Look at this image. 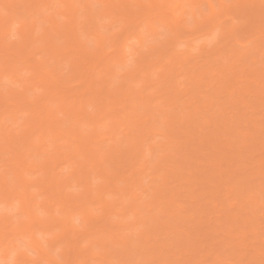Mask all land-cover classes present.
Here are the masks:
<instances>
[{"label": "snow or ice", "instance_id": "obj_1", "mask_svg": "<svg viewBox=\"0 0 264 264\" xmlns=\"http://www.w3.org/2000/svg\"><path fill=\"white\" fill-rule=\"evenodd\" d=\"M255 5H253L254 7ZM261 10L260 38L261 48V103L264 113V0H259ZM24 7L34 9L30 15L24 17V31L18 35L21 28L20 19L0 17V28H3L6 37V52H15L22 56L17 63H27L31 69L22 76H17L12 81L8 74L15 69L10 58L5 60L6 83H11L16 88L18 101L8 102L4 106L6 124L18 130L15 142L4 140L5 155L17 152L29 151L27 161L33 159L31 152L35 151L38 139L37 133L41 128H46L44 142L55 147L58 141H71V146L80 144L79 138L72 140L67 129L73 126L84 132H94L97 138H90L85 159L93 163V170L85 178L76 181L75 186L69 182V191H77L75 197H66L63 192L53 191L49 193L50 202L47 205L50 212L54 211L55 219L47 221L48 230L52 235L45 240L43 248L45 253H55L57 258L49 260L41 256L36 248L23 243L24 237L29 231L43 226L45 223L38 214L42 213L45 205L29 204L30 211L22 212L17 209L10 212L4 218L2 224L3 236L9 256L0 259V264H97L96 261H73L64 259L61 249L72 251L74 243L86 241L85 248H99V244L93 242L91 227L94 219L91 216L81 217L75 209L57 207L61 201L74 200L81 205L94 203V197L110 199L112 193L109 184L112 182L117 165L122 157L128 153L138 152L136 136L142 125L149 128L147 135L157 140L163 139L167 127V113L161 112L157 118L125 125L127 131L115 129L111 136L98 138L104 128H96L94 125L82 124L85 115L83 104L85 100L79 97L81 107L68 105L67 100L71 94L79 93L84 89L86 94L94 96V101L87 103L92 105L95 113L110 115L112 111H134L132 105L140 100L145 93L153 97L162 93L168 81H175V65H182V70H189L188 66L197 60H205L200 65L201 71L206 77L217 78L223 73L239 70V65L227 62L217 63L213 60L215 54L233 44H238L241 33L248 25V19L237 10L241 5L234 0H212L211 3H173L170 0H125V2L93 3L84 5L81 3H39L29 4ZM92 9L93 14L87 15L83 10ZM80 9V14L75 20H71L67 10ZM116 9H131L137 11L158 9L155 16H130L124 14L112 15ZM72 24L76 32V39L69 45L60 30ZM9 28L12 32L9 33ZM55 29V33H53ZM127 35L137 36L134 45L125 46L123 41ZM123 53V55H122ZM236 49L233 48V55ZM148 60L156 69L152 78L145 80L141 75L143 61ZM117 62L120 72L111 75L105 72L102 65L108 67ZM243 63L241 59L240 64ZM91 68L96 70L92 78L88 72ZM248 71V69H245ZM33 81H39L34 83ZM183 80L179 81L182 85ZM7 91V90H6ZM63 98V101H62ZM116 100L115 107L105 104V99ZM23 110L21 117L12 114ZM33 112L37 115L38 123L35 127L19 131L25 120L32 118ZM264 124V120H262ZM63 129V130H62ZM67 146V145H66ZM157 154L152 161V170L159 173L157 185L153 189L133 190L122 185L121 191L129 196L128 202L142 198L144 203L153 212V225L149 230L162 224L166 219L164 202L157 198V192L162 188L163 174L166 168V159L161 153L163 149L155 147ZM46 154V153H45ZM39 153L37 152V158ZM76 158H81L76 154ZM99 165V169L95 168ZM261 166L264 168V150H262ZM39 169L29 163L25 168L26 177L29 180L36 179ZM96 178L97 182L92 183ZM9 176V181H11ZM46 183V181H41ZM31 188L32 183L25 185ZM55 188V185H53ZM47 192V189H45ZM261 200L264 202V178L260 189ZM11 191L5 190L6 201L16 199ZM76 220L75 228H64ZM142 226L137 231H143ZM262 230H264V217H262ZM130 234L125 233L121 237L127 240ZM264 257V246H262ZM19 256L27 257L18 259ZM99 264H253L251 261L242 260H216L204 261L195 259H159L144 261L106 260ZM264 264V259L260 261Z\"/></svg>", "mask_w": 264, "mask_h": 264}, {"label": "rangeland", "instance_id": "obj_2", "mask_svg": "<svg viewBox=\"0 0 264 264\" xmlns=\"http://www.w3.org/2000/svg\"><path fill=\"white\" fill-rule=\"evenodd\" d=\"M174 1L175 0H173V3H174ZM177 1V2H176ZM175 1V3H193V4H204L205 3V0H176ZM180 1H182V2H180ZM238 0H234V2H237ZM241 1H245V0H241ZM94 3H96L95 1H94ZM248 7H249V5H248ZM155 10H156V12H155ZM155 10H152L150 13H151V15L150 14H146V13H143L142 11H137V10H133V11H135V12H137L138 14L136 15V16H155V15H158L159 14V10H157V9H155ZM241 10V9H240ZM248 11L250 12V13H248ZM142 12V13H141ZM239 13H241L242 11H238ZM261 10H260V8H258V7H256V6H254V7H252V5H250V7H249V9H246L245 11H244V13L242 12L241 14H243L245 17H247V19H248V21L250 20V17H251V19H252V21L250 20L249 21V23H248V25L246 26V28L244 29V31L241 33V39H240V43H238V44H233V45H230L229 47H227V48H225V50L223 49L222 50V52L224 53V51H230L231 49H233V48H236L237 50H239V51H244V53L245 52H247L246 54H248L249 56H253V57H258V59H259V61H257V64L256 63H254V65H257L256 66V68L258 67L259 68V70H260V67H261V53L259 52H257L256 50H257V48H256V46L258 45V43L260 42V43H262V41H261V38H260V26H261ZM140 13V14H139ZM153 13V14H152ZM246 13H248V16H249V18H248V16L247 15H245ZM21 15H23V18L26 16V14L27 15H29L28 13H26V12H21L20 13ZM143 14V15H142ZM252 14V15H251ZM255 17V18H254ZM254 22H256V23H254ZM254 24L255 25H257L258 27H254ZM252 25V26H251ZM12 32V31H11ZM137 36H135V35H128V38H127V41H126V43H127V45L125 44V46H129V45H134V42L137 40V38H136ZM234 46V47H233ZM229 49V50H228ZM221 52H219V53H217V54H215L214 55V57H216V56H218L219 54H220ZM238 53V52H237ZM214 57L212 58L213 60H214ZM255 57V58H256ZM252 58V57H251ZM250 58V59H251ZM207 58H205V60H206ZM233 59V58H232ZM231 59V62L234 64V65H239V70L238 71H240V70H244V69H246V63H247V66L249 67V65L251 64V60H249V59H242L243 60V63L242 64H240V61H241V58H237L235 61H233ZM205 60L203 61V60H197V61H193L192 63H191V65H194V68H199V69H201L200 68V65H202L203 63H205ZM223 62H228L229 64H232V63H230V60L229 61H227V60H222ZM222 61H220V62H222ZM249 61V62H248ZM222 62V63H223ZM194 63V64H193ZM219 63V62H218ZM245 64V65H244ZM249 64V65H248ZM197 65V66H196ZM106 67V65H103V67ZM114 66V65H113ZM251 66H253V65H251ZM104 67V68H105ZM108 67V66H107ZM115 67V69H116V74L115 75H117V74H119V72H120V69H119V66L118 65H115L114 66ZM180 67V68H179ZM247 67V68H248ZM251 67H249V69H250ZM255 68V66H253L251 69H253V70H256V68ZM180 69V70H179ZM156 71V69L153 67V69H152V74H151V78H152V76H153V74L155 73V71ZM182 72V73H181ZM249 72V71H248ZM260 72V71H259ZM178 74V75H177ZM181 74V75H180ZM252 72H249V74L248 73H246L244 76H239V75H241V74H239L238 76H237V78L238 79H236L237 80V82L236 83H234V84H236L235 86H234V89H236L238 92H236V93H241L242 95H243V92H244V96L246 97V99L248 100V102L251 100V102H249V103H252L253 102V104L251 105L250 104V106H247V105H249V103L246 105L247 106V108H246V113L248 114V117L246 116V117H244L245 119H247V118H249V119H247L248 120V124H252V125H249L248 126V124H245V122H247V121H244V123L243 124H241V125H243L242 127H240L239 129H242L243 130V132H244V128H246V134H244L243 132H241V133H243L244 135H251V134H254V132L255 131H257L256 129H258L257 127H255L256 129L254 130L253 128H254V125H256L257 123H259V125H261L260 127L262 128L263 126H262V120H264V113H262V104L258 107V105H259V103H258V101L259 102H261L260 100H261V90L260 91H258V93L256 92V94L254 95V92L252 91L253 89H251V88H254L255 86H254V77L255 76H257V75H255V74H253ZM21 76L23 75V74H20ZM255 75V76H254ZM175 76H176V79H175V81H172V80H170V81H168L167 82V84H166V86H168V87H166L165 86V88L162 90V93L161 94H159V95H156L155 97H153L150 93H145L143 96L145 97V99H143V100H146V99H148L149 100V98H151V96L153 97V107L151 108V112H154V114H152V115H155L154 117H155V119H156V117L159 115V113H161V112H165V113H169V114H175V113H179V114H181V115H186V117L188 116L189 118H191V117H193V115L191 114L193 111L191 110V113L189 112V108H185L184 106H185V104H188L189 102L190 103H192V107H191V109L193 108V107H195V105H199L200 107H201V110H202V115L204 116V115H207V119H203V120H208L209 118H210V120H211V122L212 121H214L213 120V118H212V116L213 115H211V113L213 112V111H215L214 109L215 108H218L219 106H220V104H221V102L220 101H223V100H225V101H227L231 96L229 95V92L228 91H226V92H223V91H221L220 92V90H222V88H219V90H217L216 92H220L219 93V99L217 100V101H215V103H214V109L210 106V105H207L206 104V102L208 101L209 102V100H208V97H207V93L205 92V90L204 89H206L205 87H204V85L202 86L203 88H201V87H198V88H192V90L188 93V92H186L185 90H187V87H189V86H194L193 84H194V81H191V79H189L188 78V76H187V74H186V70H182V65H176L175 66ZM198 77L199 76H197L196 78H195V80H198ZM200 78V77H199ZM218 79H219V77H217ZM217 78H214L213 80H212V82L210 83L211 85H210V87H211V92H213L214 93V91H215V89H214V87L217 85ZM220 78H221V76H220ZM242 78V79H241ZM5 80H4V82H5V84L3 85V86H5V87H7V89H10L9 87H11L12 89H11V91H13V92H15V93H17V91H16V88L14 87V85L13 84H11V83H6V77L4 78ZM181 80H183L184 81V83L182 84V85H180L179 84V81H181ZM242 80V81H241ZM245 80H246V82H245ZM256 80H258L257 79V77H255V81ZM244 82V83H243ZM197 85V84H196ZM3 86H2V88L0 89V91L3 89ZM218 86V85H217ZM247 86H251L250 87V90L248 89V88H246V91H245V87H247ZM15 88V91L13 90ZM199 88H201V89H199ZM242 88H243V90H242ZM259 88H260V86H259ZM7 89H3V91L5 92ZM168 89V90H167ZM214 89V90H213ZM261 89V88H260ZM164 90H165V92L166 91H168L169 92V94H170V96L168 95V93H165L164 92ZM232 90V89H231ZM230 90V91H231ZM242 90V91H241ZM251 91V92H249V91ZM8 91V90H7ZM171 92V93H170ZM251 93V94H250ZM80 94H82V95H80ZM241 94H239L240 96H241ZM250 94V95H249ZM75 95H76V97L78 96V97H83L84 98V100H85V104H83V106H85V107H83V110H85L84 111V113H85V115H84V117L85 116H88V114L89 115H91V113L93 114L94 113V109L92 108V105L91 104H89V103H87V101H89V99L91 100H93L94 101V99H95V97L94 96H89V95H87L86 94V92H85V90L84 89H81L80 91H79V93L78 94H75V93H73V95L71 94V98L72 97H75ZM238 95V96H239ZM167 96V97H166ZM180 96V97H179ZM238 96L236 95V98H238ZM244 96H242V97H244ZM93 97V98H92ZM144 97H142V98H144ZM70 98V100L68 101V105H72V99ZM141 98V99H142ZM205 98V99H204ZM107 99V98H106ZM105 99V100H106ZM258 101H257V100ZM260 99V100H259ZM107 101H109L108 99L106 100V102ZM220 103H219V102ZM9 102V101H8ZM11 102V101H10ZM207 102V103H208ZM11 103H15L14 101L13 102H11ZM6 104V103H5ZM106 105L107 104H109L108 102L107 103H105ZM219 104V105H218ZM258 104V105H257ZM0 105H1V103H0ZM151 105V106H152ZM257 105V106H256ZM2 106V105H1ZM171 106H173V107H175V109L174 110H171L170 109V111H167V108H169V107H171ZM178 106V107H177ZM133 107V106H132ZM141 107V108H140ZM138 109L139 110H137L136 112L138 113V115H140L139 117H144V115H143V113H145V109L142 107V106H140ZM249 107V108H248ZM2 108L4 109V107L2 106ZM230 109H228V110H226L224 113H227L226 114V116L228 117V119H230L231 120V118L232 117H230L231 115H233V113H235V109L234 110H232L233 109V107H229ZM245 108V107H244ZM155 110H156V112H155ZM167 112H166V111ZM179 110V111H178ZM131 111V110H130ZM218 112H219V108H218V110H217ZM184 112V113H183ZM189 112V113H188ZM230 112H232V113H230ZM21 113V114H20ZM20 113H18L17 114V117H21L22 115H23V112H22V110L20 111ZM128 113H129V111L128 112H119L118 111V113H117V119L116 118H114V119H111L110 120V118L108 119V118H106V120H104V122H102L103 124L104 123H106L104 126H103V124H102V126L100 127V128H104L105 130L104 131H102V132H100V134H99V137L101 138H103L104 136H111V134H112V132L115 130V129H123L124 131H127V129H126V127H125V125H128V124H132V123H136V119H137V117H133V116H131V115H128ZM187 113V114H186ZM87 114V115H86ZM127 114V115H126ZM157 114V115H156ZM211 116H210V115ZM4 115H6V113L4 114ZM21 115V116H20ZM237 114L235 113V117L237 118V116H236ZM126 118V119H124V117ZM128 116V117H127ZM122 117V118H121ZM230 117V118H229ZM234 117V118H235ZM226 118V117H225ZM224 118V119H225ZM235 118V119H236ZM6 119V118H5ZM116 119V120H115ZM154 119V120H155ZM200 119V118H199ZM221 119H223V118H221ZM221 119H219V120H221ZM228 119H226V120H228ZM243 119V118H242ZM244 119V120H245ZM83 120H84V118H83ZM136 120V121H135ZM152 120H153V118H152ZM153 120V121H154ZM87 120H85V121H81V123L82 124H87V123H84V122H86ZM113 121H115L114 122V124L116 123V122H118V124L116 123V125H114V124H111V123H113ZM217 121V120H216ZM223 121V120H222ZM5 122H6V120H5ZM203 122H205V121H203ZM217 122H220V121H217ZM241 122V121H240ZM26 123V120L24 121V123H23V125H26L25 124ZM109 123V124H108ZM202 123V121L200 120V122H199V125H198V128L194 125V126H192V127H190V129L191 130H189V128H185L184 129V131H186L185 133H183V132H181V134H180V131H178V133L182 136V138L185 136V137H187V136H189L190 135V137L191 136H193V138H192V140L191 139H189V138H187L186 139V141H187V143L186 144H184V141L182 142L183 143V145H184V149L183 150H185L186 149V152L184 153L185 155L182 157V159L181 160H179V157H178V162H175L176 160H174V162H173V160L171 161V159L172 158H170L169 159V155H167L168 154V151L170 150V148L169 149H167L165 146L166 145H168L169 144V142L171 143V146H173V147H177L176 145L174 146V144H175V142H177V141H175V140H177L178 138H176V136L175 137H172V136H170V137H167V135H165L164 136V138L163 139H159V140H157L154 136L153 137H150V136H148L147 134H146V139L147 140H144L141 136H140V138H142V139H140L139 138V140H140V142H142V144H143V147L141 146V148H143L142 149V154L141 155H139V157L137 156H135L136 158H131V160L130 159H127V161H126V159L123 161V164L121 165V163H120V165H121V169H119V171H121V176H123V177H121L120 176V178L119 179H115V178H113V180H112V182L109 184V191L112 193V196H111V198L109 199L107 196L104 198V201H102L98 196L97 197H94L93 199H94V203H92V202H90L89 204H87V205H81V204H79V202L78 201H74V200H67V201H61V203L59 204V205H57V207H64V208H66V209H75L76 211H78L79 213H80V216L81 217H83L85 214H84V210L88 207V208H90L91 210H92V218L94 219V223L92 224V225H94V224H96V228L94 227H92V229H91V232H93V235L92 236H94L95 238V243H97V244H99L101 247H99V248H95V249H93V248H85V244H86V241H84V240H81V241H79V243H74L73 244V246H72V251L70 252V253H68V251L66 250H64V249H61V252H60V255L64 258V256H66L64 259H71V260H73V261H96L97 262V264H99V262H102V261H106L107 259L109 260H111V258H112V260L113 259H116V260H121V261H128V262H132V261H144V260H153L152 258H155L154 260H159V258L160 259H163V258H166V259H179V257L181 258L182 256H184V255H187L186 257L184 256V258L183 259H188L189 257H190V259H195V260H198L199 258H200V260H204V261H215V260H213V255L214 254H212L213 253V251L215 250V251H217V252H220L223 256V258H222V260H225V261H231V260H237L239 257H238V255H241L242 257H244V259H243V261H252L253 262V264H260V261L262 260V259H264V257H262V255H261V252H262V246H264V230H262V217H264V202H262V200H261V198L259 199L260 200V202H258V206H257V204H255L254 205V203H251L249 200V194L248 193H250V192H248L247 193V191H249L248 189L249 188H251L252 186L254 187V189L256 188V192L258 191V194L260 195V191H259V188L261 189V183L260 182H262V178H264V169H262V166H261V162H260V159L262 160V148H260L261 147V144L264 142V131H262V132H258L257 134L260 136H258V137H256L257 135H255L254 134V136L252 137V135L250 136L251 138H248V137H246L247 139H250V141H251V139H252V141H251V145L252 144H255V146L257 145V141L259 140V141H261V142H259L258 141V143L260 144V146L259 145H257L256 147H252L251 145H250V141H249V145L251 146L250 148L249 147H247L246 146V148H244V149H251V150H253V151H247V152H244V155H245V153L247 154V153H249V154H251V158H247V162H248V165H249V169H247V171H245L246 170V167H245V170L243 169H241L243 172V176H241V177H243L242 178V180L244 179V178H246L245 180H244V182H246V183H244L243 182V184H245V188L246 187H248V188H246V194L247 195H249V196H247L246 194H244V198H246L247 197V200L250 202V204H249V202H248V206H246L247 204H245V207L246 208H244V210H242L244 213H242V218L240 217V221L238 222L237 220H239V219H237L236 220V222H238V223H236L235 222V224H237V225H233V226H231V224L233 223L232 221L234 220L232 217H230V215L233 213V212H238L239 210L238 209H240L241 208V204H240V207H239V204H238V206L235 204L236 202L237 203H239V202H243L244 200H246V199H243V197H242V195L241 194H239L238 193V191H240V190H238L237 192H236V190L234 191H232L233 192V194H231V191H230V194H229V199L232 201V203H234L235 205H236V207H238V209L236 208V209H234L235 211H233V208H235V205H233L232 207V209L230 210L231 212V214L229 213V212H227V211H229V210H225V206H224V210H222L223 209V205H221V204H223V202L222 203H220L221 201H222V199H224L225 197H223L222 195V198L221 197H219L218 196V198H216L215 197V200H214V197L213 196H216L217 195V193H215L216 192V190H219V191H221V194L224 192V193H227V191L225 192L224 190H225V187L226 186H224V182H225V177L223 178L222 176H221V174L219 175V171L221 170H218L219 168H215L216 169V171H214V166L212 167L213 169L212 170H210V168H209V166L211 165L210 163H213V162H211L210 161V158H212L211 156H212V154H211V156H210V158H207V157H209L208 155H209V151L210 150H212L214 147V145H212V144H214V143H212V144H210L212 141L210 140V136L209 135H212L210 132H209V130L211 131V128H212V126L210 125V126H208V125H206V126H208V127H204V125L203 124H201ZM237 123V122H236ZM108 124V125H107ZM214 124V122L212 123V125ZM5 125H8V124H6L5 123ZM22 125V128L19 130V131H22L23 129H25L24 128V126ZM89 125V124H88ZM202 125V126H201ZM215 125V124H214ZM213 125V127H215ZM247 125V126H246ZM111 127V128H109V127ZM252 126V127H251ZM4 127H6V126H4ZM9 127H11L10 125H8V128ZM168 127H170V126H167L166 127V129H165V133L167 132V130H168ZM193 127H195V128H193ZM250 127V128H249ZM7 128V131H10L9 129ZM73 128V127H72ZM76 128V127H75ZM216 128V130L217 131H215L214 130V128H212V131L214 130L215 132H221V133H223V134H220V135H223L222 137L224 138L225 136L224 135H227L228 133H230V132H228V131H224L223 129L224 128H222L220 131H219V129L217 128V126L215 127ZM11 129H13L12 127H11ZM204 129V130H203ZM253 129V130H252ZM260 129V128H259ZM5 130V129H4ZM45 131H44V133H46V131H47V129L45 128L44 129ZM77 132H80V134L79 135H77L75 138L73 137V136H70L71 137V139L72 140H75V139H77V138H79L80 139V141H81V143L80 144H78V145H76L75 147H72L71 146V141L69 140L67 143H62L63 141H61V142H58L57 144H59L60 143V145H57V146H55V147H52V148H50V146L48 145V144H46L45 142H44V137H45V135L44 134H42V133H40L41 132V130H40V132H38L37 133V136H38V139H37V141H36V144H35V151H32L31 152V155H32V157H33V159L30 161V162H34L35 161V163H37L38 164V167H36V168H38L39 169V171H38V173H36L35 175H36V179H32V180H30L31 181V183H33L32 185V187L31 188H28V191H27V188L25 187V186H21V185H18L17 183H16V181H14L15 180V178L14 177H16V175L14 176L13 175V173H14V170H13V168L11 169V167H9V166H7V165H5V164H7V163H10V162H7L5 159H7L6 157V155H5V152H3V153H0V174H3V173H5L6 174V177H7V179H8V181H9V176L12 178L11 179V181H9V182H11V183H13V184H11V183H9L10 185H12V186H15L16 184V186H20L21 188H22V190L21 191H23V188H24V190H25V188H26V193L28 192V199H29V201L30 202H32V201H34L36 204H43V205H45V207H44V209L42 210V213H40V214H38V216H39V218H41L42 219V221H46L44 224H43V226H41V227H38V228H36L35 229V231H36V234L40 237H38L39 238V240H41L42 241V243L43 242H45V240H47L51 235H52V233H50L49 232V230H48V226H47V221L50 219V217H51V219H53L52 217H54V218H56L55 216H54V211H53V213L52 212H49V209H48V207H47V205L49 204V202L48 201H50V197L48 196L49 194L47 193V192H49V193H51V192H53L54 190H56V188H57V190L56 191H58V187H56V186H58L57 184H56V182H59V178L58 177H60V181H62V180H65L66 178L68 179L69 178V180H67V182L68 183H66V182H64V185H65V191H64V194H65V192L66 193H70V194H68L69 196H71V197H75L78 193H77V191L75 190V187H73V190H71V191H69V187H68V185H69V182H71V184L73 185V186H75V184H76V181H78L79 179H77V178H79V174L81 175L82 173L81 172H84V173H86L85 171H82L81 169H82V167H84L82 164L80 165V166H82V167H80V170H79V167H78V165H79V163H77L78 162V160L79 159H81V158H79V159H77L76 158V153H75V149H77L78 147L79 148H81V147H86V145L85 144H87V143H85L87 140H85L86 138H85V136H88V135H90V134H92V132H84V131H81L80 129H78L77 128ZM190 132H189V131ZM198 130V131H197ZM200 130H201V132H200ZM248 130V131H247ZM252 130V131H251ZM17 131L18 130H16V129H13V130H11L10 132L12 133H14V135H13V137H17V136H15L16 135V133H17ZM193 131V133L191 134V132ZM195 131H197V132H195ZM224 131V132H223ZM3 132V131H2ZM201 133V134H198L197 135V133ZM202 132H203V134H202ZM209 132V133H208ZM228 132V133H227ZM237 132V131H236ZM251 132V133H250ZM9 133V132H8ZM12 133V134H13ZM195 133H196V136H195ZM232 133V132H231ZM230 133V134H231ZM240 133V137L239 136H236V133L234 134V132L232 133V135L231 136H233V134H234V136H236V139L235 138H233V137H231L230 136V134L228 135L229 136V138H227V140H230V141H232V139H235L237 142H238V144H237V142H236V145H238L239 147H240V145L242 144L240 141H239V138H240V140H241V138H242V140H244L243 139V134H241ZM250 133V134H249ZM260 133V134H259ZM178 134V135H179ZM262 134V135H261ZM176 135H177V132H176ZM200 135H204V136H202L201 138H203L204 139V143H201L200 144V140H201V138H200ZM42 136V137H41ZM227 136V137H228ZM41 138V139H40ZM182 138H180V139H182ZM232 138V139H231ZM245 138V137H244ZM255 138H256V140H255ZM258 138V139H257ZM17 139V138H16ZM179 139V140H180ZM184 139V138H183ZM189 139V140H188ZM197 139H199V140H197ZM202 139V140H203ZM225 140H226V138H224ZM238 139V140H237ZM254 139V140H253ZM225 140H223V141H225ZM43 141V142H42ZM185 141V142H186ZM188 141H189V143H188ZM210 141V142H209ZM234 141V140H233ZM144 142V143H143ZM207 142H208V144H207ZM228 142V141H227ZM227 142H226V145H225V143H224V145L226 146V148H230V147H228V145H229V142H228V144H227ZM235 142V141H234ZM234 142H232V144L234 143ZM240 142V143H239ZM242 142H245V140L244 141H242ZM178 143H180V141L179 142H177V144ZM44 144V145H43ZM139 144H141V143H139ZM141 144V145H142ZM202 144H204V145H202ZM230 144H231V142H230ZM244 144V143H243ZM67 145V146H66ZM80 145V146H79ZM212 145V146H211ZM170 146V147H171ZM210 146H211V148L212 149H210ZM254 146V145H253ZM58 147H62L60 150V152H56V148H58ZM155 147H160V148H162L163 149V152L161 153V155L163 156V158L164 159H166V170L165 171H167V170H169V172L171 173V175H169L170 177H169V181H167L168 182V184L167 183H165L164 182V180H162V188H160V190L158 191V193L161 195H159V196H157V197H160V200H161V197H162V195H163V193H164V195H165V193L166 194H169V196L168 197H164L165 199H171L170 198V195H171V193H172V195L173 194H175V192H176V196H175V199L176 200H174V199H171V201L173 202V201H175V203L177 202V203H180V207H178V209L177 208H174V210H171L170 208H169V210L167 211V214H166V219H165V221L162 223V225L160 224L158 227H159V231H157V233H158V235H156L155 237H154V235H153V238H149L150 239V242H148L147 243V241L146 242H144V239L146 240V238L147 237H145L144 236V239L143 238H141V236H143L142 235V232H144V230H145V228H148V230H149V227L148 226H151V224L153 225V216H154V214H153V212L152 211H149V212H147V208H145V203H144V201H143V199L142 198H140V199H138L137 201H134V202H137L138 204L140 203V205H139V211H141L140 212V216H136V215H134V210H133V207L131 206V203L133 202H131V203H129L128 202V199H129V196L128 195H123V192L121 191V186L122 185H127L129 188L133 185L132 184V182H133V179L134 180H137V182H136V184H137V189L134 187V189L135 190H141V189H153V188H158V187H160L159 185H157V179H158V177H159V173H156V172H154L153 170H152V161L153 160H155L156 159V157H157V154L153 151V149L155 148ZM172 147V148H173ZM198 147V148H197ZM201 147H202V149H201ZM204 147V148H203ZM205 147H207V148H205ZM233 147H235V143H234V146ZM238 147V148H239ZM260 148V150H259V148ZM166 148V149H165ZM196 149V150H199L200 152L201 151H203V149H204V151L202 152V154L201 153H199L198 154V151L197 152H195L194 153V149ZM235 148H237V146L235 147ZM238 148H237V150H238ZM243 148V147H242ZM59 149V148H58ZM175 149V148H174ZM201 149V150H200ZM207 149V151H208V153L207 152H205V150ZM241 149V148H240ZM239 149V150H240ZM255 149H257V150H255ZM262 149V150H261ZM141 150V149H140ZM168 150V151H167ZM183 150H182V152H183ZM188 150H189V152H191L189 155H188ZM227 150V149H226ZM230 150H235L234 152H237V154L239 153V150L238 151H236V149H231L230 148ZM26 151V152H25ZM24 152L27 154L26 156H29V151L28 150H25ZM58 151V150H57ZM233 151H231V152H229V153H231V155H233ZM241 151V150H240ZM37 152L39 153V157L37 158ZM242 152V151H241ZM46 153V154H45ZM170 153V152H169ZM187 153V154H186ZM2 154H4V155H2ZM183 154V153H182ZM192 154V155H191ZM198 154V155H197ZM205 154H207V156L205 155ZM235 154V153H234ZM241 154V153H240ZM243 154V153H242ZM252 154H253V156H254V158H253V156H252ZM54 155V156H53ZM55 155L56 156H60L59 158H56L55 157ZM166 155H167V157H168V159H167V157H166ZM178 155H181V152H180V154H178ZM177 155V156H178ZM191 155V156H190ZM204 155V156H203ZM218 155H219V153H218ZM248 155V154H247ZM6 156V157H5ZM83 155H81L80 157H82ZM141 156V157H140ZM176 156V157H177ZM198 156V157H197ZM202 156V157H201ZM237 156V157H236ZM235 157H232V159H230V160H232L231 162H229V163H232V164H230V165H234L233 167H237V166H239V167H241L240 165H247V163H246V160H243V159H246V157H244V158H240L238 155H236ZM8 159H9V161H10V157L11 156H9L8 155ZM181 157V156H180ZM185 157V158H184ZM191 157V158H190ZM196 157V158H195ZM201 157V158H200ZM241 159H239V158ZM243 157V156H242ZM138 158V159H137ZM214 158V157H213ZM234 158V159H233ZM4 159V160H3ZM225 159V158H224ZM54 160H58L57 162H56V168H54V169H50L49 171H43L44 169H41L42 168V165L45 163L44 161H46L48 164H49V166L47 167L48 169L49 168H51L50 167V164H52V166H53V164L55 163V161ZM170 161V163L168 162V161ZM209 160V161H208ZM212 160V159H211ZM214 160V159H213ZM212 160V161H213ZM228 160V159H227ZM43 161V162H42ZM77 161V162H76ZM81 161V160H80ZM82 161H83V158H82ZM81 161V162H82ZM131 161V162H130ZM229 161V160H228ZM249 161H251V163L249 162ZM89 162V161H88ZM143 162L145 163L144 164V166H146V164H147V166H146V168L145 169H143L142 171H140V169H139V167H140V165L141 164H143ZM224 162L226 163V166H224L225 164H223V165H221V166H223L224 168H226L228 165H229V163H228V165H227V162H226V160H224ZM42 163V164H41ZM77 163V164H76ZM244 163V164H243ZM11 164V163H10ZM9 164V165H10ZM48 164H44V166L45 165H48ZM89 165L91 166L92 165V162L90 161L89 162ZM177 165H179V166H181V168L183 167L184 168V170H183V168L181 169L179 166V168L178 167H176ZM229 165V166H230ZM236 165V166H235ZM44 166H43V168H44ZM90 166H87V171H88V175H90V173L92 172V170H91V168H89ZM8 167L11 169V171L10 170H8ZM41 167V168H40ZM54 167V166H53ZM78 167V168H77ZM211 167V166H210ZM230 167H232V166H230ZM233 167H232V169H233ZM239 167H237V168H239ZM199 170H198V169ZM222 168V167H221ZM236 168V169H237ZM244 168V167H243ZM258 168L261 170H258ZM47 169V170H48ZM177 169H179V172H182L181 174H183L184 173V171H185V175H184V177L185 178H182L183 177V175H181V176H179L178 175V173H176L177 175H178V177H177V175L174 173L175 172V170H177ZM205 169V170H204ZM209 169V170H208ZM223 169V168H222ZM236 169H234V170H236ZM118 170V169H117ZM234 170H232V171H234ZM256 170H258V171H256ZM13 171V173H11ZM189 171V172H188ZM206 171H214V174L216 173V174H218L219 176H217L216 174V176H214L213 174V176H214V179L213 180H210L209 179V182L208 181H205V179L203 178L204 176H205V173H210V172H206ZM222 171V170H221ZM260 171V172H259ZM142 172V173H141ZM177 172H178V170H177ZM192 172V173H191ZM252 172H254L253 174H255L254 176V178H252V176H253V174H252ZM256 172H259V173H256ZM44 175H43V174ZM60 173V174H59ZM79 173V174H78ZM134 173V174H133ZM203 173V174H202ZM222 173V172H221ZM242 173H240V174H242ZM135 174H140V176L138 175H135ZM189 174H192L193 175V182H192V175H190L189 176ZM224 173H222V175H223ZM238 175H240L239 174V171H238V173H237ZM64 175V176H63ZM78 175V176H77ZM132 175V176H131ZM188 177H187V176ZM201 175H204V176H201ZM209 175H211V174H209ZM211 175V176H212ZM224 175H226V173L224 174ZM236 175V174H235ZM58 176V177H57ZM61 176H63V177H61ZM249 176H251V177H249ZM41 177H46V178H51L50 180L53 182V184L51 183V181H50V183H47V182H49L48 181V179H47V182H46V184H43V185H45V187H42L43 185H39L38 184V181L39 182H41L42 180H44V181H46V178L45 179H43V178H41ZM66 177V178H65ZM137 177V178H136ZM181 177V178H180ZM190 177V179H191V182L189 183V182H187L186 181V178H189ZM202 177V178H201ZM207 177H208V174H207ZM207 177H205V178H207ZM210 177V176H209ZM118 178V177H117ZM130 178V179H129ZM197 180H196V179ZM198 178H199V181H198ZM212 178V177H211ZM236 178H237V176H236ZM240 178V177H239ZM62 179V180H61ZM116 181H115V180ZM125 179V180H124ZM16 180H17V178H16ZM27 180H28V183H30L29 182V179L27 178ZM36 180V181H35ZM38 180V181H37ZM41 180V181H40ZM118 180V181H117ZM206 180H208V179H206ZM195 181V182H194ZM203 181H204V183H203ZM247 181H249V183L247 182ZM37 182V183H36ZM92 183H96L97 182V180H96V178H93L92 179V181H91ZM234 182H237V181H234ZM27 183V182H26ZM142 183V184H141ZM191 183H193V184H191ZM248 183V184H247ZM191 184V185H190ZM197 184V185H196ZM236 184L237 183H235L234 184V186H236ZM243 184H242V186H243ZM37 185H39V186H37ZM53 185H55V188L53 187ZM64 185H62V187L64 188ZM67 185V186H66ZM131 185V186H130ZM226 185V184H225ZM239 185V184H238ZM14 187L15 188V190H17V187ZM187 186H189V189L191 188V187H194L193 189L191 188V190H194V192L193 191H185L184 190V188L186 187L187 188ZM257 186V187H256ZM41 187H42V189H41ZM168 187V188H167ZM239 187V186H238ZM237 187V188H238ZM12 188V187H11ZM43 188L44 189H47V192L44 190V191H42L43 190ZM51 188H52V190H51ZM206 188H207V190H208V192H210L209 190L211 189V193H212V191H213V193H215V195H213V196H211V193L209 194V193H207L206 195L203 193V196H202V193H200V192H202V191H204L205 192V190H206ZM239 188H241V187H239ZM18 190H20V188L18 187ZM181 190H183V192L181 191ZM242 190H243V188H241V192H242ZM244 191V190H243ZM13 192V191H12ZM171 192V193H170ZM252 192V191H251ZM44 193V194H43ZM157 193V194H158ZM200 193V194H199ZM224 193H223V195H224ZM237 193H238V195H240V197L239 196H237ZM245 193V192H244ZM243 194V193H242ZM35 195V196H34ZM171 195V196H172ZM15 197H16V195H14ZM166 196V195H165ZM197 196V197H196ZM225 196H227L228 197V195H226L225 194ZM47 197V198H46ZM49 197V198H48ZM242 197V199H238V198H241ZM251 197V196H250ZM259 197H261V195L259 196ZM203 198V199H202ZM18 199V197L14 200H12V202H13V205H10V203H8L9 201H11V200H9L8 202H5L4 200H0V218L1 217H4V215H5V217H6V215H9V213L10 212H15L17 209H19L20 211H21V209H20V205H18V203H19V200H17ZM36 199V200H35ZM38 199V200H37ZM116 199H119L120 201L122 200V202H120L119 203V205H117V207H115L114 206V203L116 202ZM221 199V200H220ZM229 199H227V198H225L224 200H225V202H227L226 204V209H230L231 208V206L229 205V202H230V200ZM107 200V202H109L110 204H112L109 208H111L110 210L109 209H104V207H102V202H105ZM115 200V201H114ZM119 200H118V202H119ZM163 200V199H162ZM246 200V201H247ZM1 201H3V202H1ZM17 201V202H16ZM170 201V200H169ZM113 202V203H112ZM133 202V203H134ZM241 202V203H242ZM5 203H7V204H5ZM102 203V204H101ZM214 203H215V205H214ZM216 203H219V204H216ZM231 203V202H230ZM231 203V204H232ZM244 203H246V202H244ZM20 204V203H19ZM144 204V205H143ZM253 204V205H252ZM193 205V206H192ZM112 206H114V207H112ZM195 206V207H194ZM222 208H221V207ZM230 206V208H228ZM251 206V207H250ZM252 206H254V207H252ZM144 207V208H143ZM166 207H168V206H166ZM180 208V209H179ZM205 208V209H204ZM199 209H201V210H199ZM243 209V208H242ZM246 209V210H245ZM252 209V210H251ZM253 209H255L256 210V212H254L255 210H253ZM108 211V212H106V211ZM194 210H195V212H194ZM208 210V211H207ZM86 211V210H85ZM111 211V214L109 213ZM199 211H200V213H199ZM203 211V212H202ZM241 211V212H242ZM249 211V212H248ZM104 212H106L107 213V215L104 213ZM142 212H144V213H142ZM176 212H178L177 214H178V218H180V220L179 219H177L176 217H175V222H173V219H174V217H173V219H172V217L171 216H173V214H175ZM192 212V213H191ZM247 214H249V213H251L250 214V216H251V218H253L254 216H256L257 217V219H256V221L255 222H257V223H250L247 219H246V216H248V215H246V213ZM109 213V214H108ZM113 213V214H112ZM195 213V214H194ZM2 214V215H1ZM105 214V215H104ZM194 214V216H192ZM226 214H230L229 216H227V218L228 217H230V219H229V223H228V221H225V223L227 224V227H229L230 226V228L231 229H233L232 230V232H230L231 234H230V238L229 239H223V237L224 236H226V238H227V231H226V229L228 230V228L227 227H225L224 225H226L225 223L223 224V222H224V220H227L225 217H226ZM239 214H240V212H239ZM255 214V215H254ZM109 215V216H108ZM246 215V216H245ZM253 215V216H252ZM105 216L107 217V218H105ZM142 216H144V217H142ZM180 216V217H179ZM182 216H184V217H182ZM225 216V217H224ZM232 216V215H231ZM249 216V217H250ZM85 217V216H84ZM87 217V216H86ZM190 217L192 218V219H190ZM193 217H194V219H193ZM222 217V218H221ZM243 217H244V219H246V220H244L243 219ZM141 218H145V220H147V224L145 223L144 224V222L142 223V220L143 219H141ZM147 218V219H146ZM181 218H183V219H181ZM195 218H197L196 220H195ZM223 218H224V220H223ZM220 219H222L221 220V222H222V225H223V227H225V228H222L221 229V223L219 222L220 221ZM231 219H232V221H231ZM242 219V220H241ZM180 222H179V221ZM184 220V221H183ZM194 222H193V221ZM244 220V221H243ZM73 222H74V224L73 225H75V227H76V220L75 219H73L72 220ZM71 221V222H72ZM176 221H178V224L176 223ZM184 222V224H183V222ZM231 221V222H230ZM247 221V222H246ZM166 222V223H165ZM219 222V223H218ZM175 223V224H174ZM180 223V224H179ZM194 224L193 226H192V224ZM196 223V224H195ZM247 223V224H246ZM164 224V225H163ZM166 224H168V226L166 227ZM171 224H172V226L174 225V226H176L177 228L178 227H180V230H179V228H178V231L175 229L176 227H172L171 228ZM177 224V225H176ZM183 224V225H182ZM191 224V225H190ZM228 224H230L229 226H228ZM72 225V226H73ZM98 225V226H97ZM125 225V226H124ZM180 225V226H179ZM186 225H188V226H186ZM241 225V226H240ZM246 225V226H245ZM251 225V226H250ZM145 227L144 228V230L143 231H140V232H138L137 230L139 229V228H141V227ZM185 226L187 227L186 228V230H184L185 229ZM190 226V227H189ZM213 226H217V231H215V232H213L216 228H214L213 229V231H212V227ZM234 226H236L237 227V229H235L234 228ZM253 226H257L256 228H257V230H258V232H259V235L257 234V235H255V233L252 231V229H253ZM99 227H100V229H99ZM157 227V226H156ZM155 227V228H156ZM163 229H162V228ZM184 227V228H183ZM244 227V228H243ZM248 227V228H247ZM63 228V227H62ZM62 228L61 229H59V231H62ZM99 229V231H98V233H95V231H97L98 229ZM182 228H183V231H182ZM188 228H190V230H188ZM198 228H199V230H198ZM204 228V229H203ZM210 228H211V230H210ZM250 228V229H249ZM97 229V230H96ZM152 229V228H151ZM156 229H158V228H156ZM161 229V230H160ZM203 229V230H202ZM208 229V230H207ZM147 230V229H146ZM145 230V231H146ZM155 230V229H154ZM188 230V231H187ZM207 230V231H206ZM210 230V231H209ZM250 230V231H249ZM152 231V230H151ZM183 233H182V232ZM192 231V232H191ZM197 231V232H196ZM199 231V232H198ZM233 231H235L234 233H233ZM160 232V233H159ZM177 232V233H176ZM181 232V233H180ZM185 232V233H184ZM211 232V233H210ZM253 232V233H252ZM257 232V233H258ZM121 234V236L119 235V237H122L123 236V234H125V233H128V234H130V236H129V238H132L133 239V245L131 246L132 248H129L130 246L128 245V244H124V243H121L122 241L121 240H119L118 239V235L117 234ZM156 233V234H157ZM190 235H189V234ZM196 233V234H195ZM237 233V234H236ZM239 233V234H238ZM151 234H152V232H151ZM150 234V235H151ZM153 234H155L154 232H153ZM179 234H181L182 236H179ZM185 236H184V235ZM202 234V235H201ZM208 234H210V235H208ZM233 234V235H232ZM261 234V235H260ZM116 235H117V239H118V241H117V239H116ZM145 235V234H144ZM198 235V236H197ZM208 235V236H207ZM228 235H229V233H228ZM242 235V236H241ZM114 236V237H113ZM191 236V237H190ZM202 236H203V238H202ZM244 236V237H243ZM112 237V238H111ZM157 237V238H156ZM181 237V238H180ZM186 237V238H185ZM193 237V238H192ZM222 237V238H221ZM229 237V236H228ZM248 237V238H247ZM113 238H114V240H113ZM128 238V239H129ZM189 238V239H188ZM210 238H211V240H210ZM220 238V239H219ZM246 238V239H245ZM181 239H183V240H181ZM215 239V240H214ZM219 239V240H218ZM223 239V240H222ZM240 239V240H239ZM242 239V240H241ZM245 239V240H244ZM209 240V241H208ZM221 240V241H220ZM230 240V241H229ZM233 240V241H232ZM102 241V242H101ZM135 241V242H134ZM175 241H177V242H175ZM235 241V242H234ZM166 243V246L167 247H170V245H171V249H173V248H176V249H173V250H171V249H168L167 247L165 248V249H167V250H165L164 248H162V247H159V245L161 244V243ZM183 242V243H182ZM198 242V243H197ZM221 242V243H220ZM224 242L226 243V244H224ZM230 242V243H229ZM237 242V243H236ZM240 242V243H239ZM244 242V243H243ZM23 243L25 244V245H27L28 243H27V241L25 240V238L23 239ZM103 243V244H102ZM107 243V244H106ZM173 243V244H172ZM233 245H232V244ZM237 244V246H235L234 247V244ZM242 243V244H241ZM137 244V245H136ZM145 244H149V246H151L152 245V247L151 248H149V249H151L150 251L151 252H148V253H155V251H157L156 252V254H154L153 256H152V258H150L149 256V254L146 256L145 254H146V252L148 251H145L146 249L144 248V246H145ZM153 244H154V246H153ZM158 244V245H157ZM235 244V245H236ZM249 244V245H248ZM103 245V246H102ZM127 245H128V249H131V251H132V253H130L129 252V250H127ZM156 245V246H155ZM175 245H176V247H175ZM181 245V246H180ZM202 245V246H201ZM211 245V246H210ZM220 245V246H219ZM245 245H247V246H245ZM75 246V247H74ZM77 246V247H76ZM148 246V247H149ZM160 246H162V245H160ZM156 248V250H155V248ZM177 247H179V248H177ZM181 247V248H180ZM199 247V248H198ZM203 247V248H202ZM219 247V248H218ZM250 247V248H249ZM134 248H136V249H134ZM152 248H153V250H152ZM160 248V249H159ZM210 248H213V251L212 250H210ZM1 249V248H0ZM161 249H162V252H165V254L164 253H162L161 252ZM183 249V250H182ZM204 249V250H203ZM238 249V250H237ZM259 249V250H258ZM63 250V251H62ZM124 252H122V251ZM125 250V251H124ZM138 250V251H137ZM169 250V251H168ZM179 250V251H178ZM182 250V251H181ZM171 251V252H170ZM180 251H181V253H180ZM184 251V252H183ZM196 251H198V252H196ZM202 251V252H201ZM208 251H211V252H208ZM238 251V252H237ZM2 252V251H1ZM0 252V253H1ZM112 252H113V254H112ZM120 252H122V253H120ZM163 254L162 256H164V257H162V256H160L161 255V253ZM188 252V253H187ZM231 252H234V253H231ZM247 252V253H246ZM256 252H257V255H256ZM66 253H68L69 255V257L67 256V255H65ZM109 253H111L113 256H111V254H109ZM115 253V254H114ZM126 253H127V255H126ZM135 253V254H134ZM137 253V254H136ZM158 253V254H157ZM169 253V254H168ZM172 253H174V254H172ZM230 253V254H229ZM116 254H117V256H116ZM118 254H120V256L118 255ZM125 254V255H124ZM130 254V256H128ZM160 254V255H159ZM168 254V255H167ZM176 254V255H175ZM179 254V255H178ZM184 254V255H183ZM201 254V255H200ZM208 254V255H207ZM220 254V255H221ZM228 254V255H227ZM235 254H236V256L238 257V258H235L236 256H235ZM238 254V255H237ZM251 254V255H250ZM106 255V256H105ZM124 256V257H122V256ZM146 257H145V256ZM159 255V256H158ZM172 255V256H171ZM200 255V257L198 258V256ZM205 256V258H203V257H201V256ZM212 255V256H211ZM54 256V257H53ZM115 256V257H114ZM127 256V257H126ZM157 256V257H156ZM232 256V257H231ZM234 256V257H233ZM258 256V257H257ZM68 257V258H67ZM84 257V258H83ZM104 257V258H103ZM117 257H120V258H124V259H120V258H117ZM149 257V258H148ZM169 257V258H168ZM241 257V258H242ZM55 258H57V256H56V254L55 253H52V259L54 260ZM225 258V259H224ZM250 258V259H249ZM260 259V260H258V259ZM0 259H1V255H0ZM77 259V260H76ZM182 259V258H181ZM257 261H256V260ZM254 260V261H253Z\"/></svg>", "mask_w": 264, "mask_h": 264}, {"label": "bare ground", "instance_id": "obj_3", "mask_svg": "<svg viewBox=\"0 0 264 264\" xmlns=\"http://www.w3.org/2000/svg\"><path fill=\"white\" fill-rule=\"evenodd\" d=\"M94 1L96 2V3H111V2H125V0H0V17H2V16H7L9 19H12V20H16L17 18H19L20 19V22H21V28L18 30V35H22L23 34V31H24V18H23V15H21L20 13L23 11V12H26V13H28L29 15L34 11V9H30V8H26V7H24L25 5H29V4H39V3H81V4H84V5H89V4H93L94 3ZM176 1V0H175ZM175 1H174V3H175ZM170 2H173V0H170ZM177 2V1H176ZM180 2H182V1H180ZM212 2V0H205V3H211ZM237 3H239V4H241V5H244V6H246V7H241L240 9H238L237 11H242L243 13H244V11L246 10V9H249V7H250V5H252V7H253V5H255L256 7H258L259 8V0H245V1H241V0H238L237 1ZM248 5H249V7H248ZM152 10H155V9H150V10H143L142 12L143 13H146V14H150L151 15V11ZM158 10V9H157ZM80 9H68L67 10V13H68V15H69V17H70V19L71 20H75L76 18H78V16H79V14H80ZM87 15H89V16H91L92 14H93V11L94 10H92V9H84L83 10ZM141 12V13H142ZM155 12H156V10H155ZM241 12V13H242ZM157 13V12H156ZM248 13H250L249 11H248ZM248 13H246L245 15H247L248 16ZM261 13V12H260ZM118 14H124V15H130V16H136L138 13L137 12H135V11H133V10H131V9H116V10H113V12H112V15H118ZM140 14V13H139ZM153 14V13H152ZM27 15V14H26ZM143 15V14H142ZM252 15V14H251ZM247 18V17H246ZM248 18H249V16H248ZM255 18V17H254ZM250 20L252 21V19H251V17H250ZM249 20V21H250ZM261 21V20H260ZM253 22V21H252ZM254 23H256V22H254ZM252 26V25H251ZM254 27H258L257 25H255L254 24ZM11 31H12V29L11 28H9V33H11ZM53 31V33H55V29H53L52 30ZM60 33H61V35H62V37L65 39V40H67L68 41V43H69V45H71V43L76 39V32L73 30V27H72V24H69V26L67 27V28H64V29H61L60 30ZM127 38H128V35L126 36V38H125V40L123 41V43L124 44H126L127 45V43H126V41H127ZM137 38V37H136ZM5 43H6V37H5V32H4V30H3V28H0V87L2 88V86L5 84V82H4V78L6 77V73H5V60H6V58H10L11 60H12V62H13V64L15 65V69H14V71L12 72V73H10V74H8L9 75V77H10V79L12 80V81H15L16 80V78H17V76H21L20 74H24L25 72H28V71H30V69H31V65H29V64H27V63H17V61H19V60H22V56H20V54H17V53H15V52H6V50H5ZM240 43V42H239ZM234 47V46H233ZM256 48H257V52L259 53H261V48H262V43H258V45L256 46ZM236 49V48H235ZM225 50V49H224ZM229 50V49H228ZM238 52V53H237ZM247 52H245L244 53V51H239V50H237L236 49V54L235 55H233V49H231L229 52L228 51H224V53L222 52V50H221V53L218 55V56H216V57H214V60H216L217 61V63L219 62V63H222L223 61L222 60H227V61H229L230 60V63H232L231 62V59L233 60V61H235L237 58H241V59H249V60H251V64L249 65V67H253V66H255V68H256V66L257 65H254V63H256L257 64V61H259V59H258V57H253V56H249L248 54H246ZM122 55H123V53H122ZM252 57V58H251ZM251 58V59H250ZM235 59V60H234ZM204 61V60H203ZM220 61H222V62H220ZM205 62H206V60H205ZM249 62V61H248ZM228 63V62H227ZM194 64V63H193ZM233 64V63H232ZM115 65H118V63L117 62H113L112 64H111V66L110 67H103V65L101 66L102 67V69L105 71V72H110L111 73V75H115L116 74V69H115V67L114 66ZM245 65V64H244ZM251 65H253V66H251ZM176 66V65H175ZM197 66V65H196ZM246 69H248V71L249 72H252L253 74H255V75H257V76H255V77H257V79L258 80H256L255 81V77H254V88H251V89H253L252 91L254 92V95L256 94V92L258 93V91H260L261 89V85H260V76H261V73L259 72L260 70H259V68L257 67L256 68V70H253V69H249V67L247 66V63H246ZM248 67V68H247ZM142 68H143V71L141 72V75L143 76V78L145 79V80H149V79H151V74H152V69H153V67L151 66V64H150V62L148 61V60H145V61H143V64H142ZM180 68V67H179ZM254 68V69H255ZM188 69L189 70H186V74H187V76H188V78L189 79H191V81H194V86H189V87H187V90H185L186 92H190L191 90H192V88H198V87H201V88H203L202 86L204 85V87L206 88V89H204L205 90V92L207 93V97H208V100H209V102L207 103L206 102V104L207 105H210L213 109H214V103H215V101H217L220 97H219V93L221 92V91H223V92H226V91H228L229 92V95L231 96L227 101H225V100H223V101H220L221 102V104H220V106L218 107L219 108V112L217 111L218 110V108H215L214 110L215 111H213L212 113H211V115H213L212 116V118H213V120L214 121H212L211 122V120H210V118L208 119V120H203V119H207V115H202V110H201V107L199 106V105H195V107H193L192 109H191V107H192V103H188V104H185V108H189L188 110H189V112L191 113V110L193 111L191 114L193 115V117H191V118H189L188 116L186 117V115H181V114H179V113H175V114H169L167 111H170V109L171 110H174L175 109V107H173V106H171V107H169V108H167V121H168V123H167V126H170V127H168V130H167V132L165 133V135H167V137H170V136H172V137H175L176 136V138H178L177 140H175V141H177V142H179L180 141V143H178L177 144V142H175V144H174V146L176 145L177 147H173V146H171V143L169 142V144L168 145H166L165 147L167 148V149H169L170 148V150L168 151V154L167 155H169L168 157H169V159L170 158H172L171 159V161L173 160V162H174V160H176L175 162H178V157H179V160H181L182 159V157L185 155L184 153L186 152V149L185 150H183L184 148V145H183V141H184V144H186L187 143V141H186V139L187 138H189L190 137V135L189 136H187V137H183L182 138V134H181V132H183V133H185L186 131H184V129L187 127V128H189V130H191L190 129V127H192V126H196L197 128H198V125H199V122H200V120L202 121V123L201 124H203L204 125V127L206 126V125H208V126H212V128H214V130L215 131H217L216 130V126H217V128L219 129V131L222 129V128H224L223 130L224 131H228V132H234V134L236 133V136H239L240 135V133L241 132H243V130L242 129H239L240 127H242L243 125H241V124H243L244 123V121H247V122H245V124H248V120L247 119H249V118H247V119H245L244 117H248V114L246 113V111L248 110H246V108H247V106H250V104L252 105L253 104V102L252 103H249V102H251V100L248 102V100L246 99V97L244 96V92H243V95L241 94V93H236V92H238L236 89H234V86L236 85V84H234V83H236L237 82V80L236 79H238L237 78V76L239 75V74H241V75H239V76H244L246 73H248L249 74V72L248 71H245V69L244 70H240V71H238V70H232V71H229V72H226V73H223L222 75H221V78L219 77V79L217 78V85L214 87V89H215V91H214V93L213 92H211V87H210V83L212 82V80L214 79V78H212V77H206L205 76V74H204V72H202L201 71V69H197V68H194V65H189L188 66ZM180 70V69H179ZM155 71V70H154ZM95 72H96V70L94 69V68H91L90 70H89V72H88V75H89V77L90 78H92L93 77V75L95 74ZM182 73V72H181ZM252 74V75H253ZM178 75V74H177ZM181 75V74H180ZM197 76H199L198 77V80H195V78L197 77ZM242 79V78H241ZM242 81V80H241ZM34 83H38L39 81H33ZM245 82H246V80H245ZM4 83V84H3ZM244 83V82H243ZM197 84V85H196ZM259 86H260V88H259ZM166 87H168V86H166ZM236 87V86H235ZM251 87V86H250ZM250 87L249 86H247V87H245L244 89H245V91H246V88H248L249 90H250ZM0 88V89H1ZM10 89H7V87H5V86H3V89L5 90V89H7L8 91H3V89L0 91V103H1V105L4 107L5 106V103H8V101L10 102H17L18 101V99H19V97H18V94L17 93H15V92H13V91H11V87H9ZM201 88H199V89H201ZM219 88H222V90H220V92H216L217 90H219ZM213 89V90H214ZM232 89V90H231ZM14 91H15V88L13 89ZM168 90V89H167ZM231 90V91H230ZM242 90H243V88H242ZM241 90V91H242ZM248 90V91H249ZM244 91V90H243ZM164 92H165V90H164ZM249 92H251V91H249ZM165 93H168V95L170 96V94H169V92L168 91H166ZM171 93V92H170ZM75 94H78V93H75ZM163 94V93H162ZM239 94H241V96L239 95ZM251 94V93H250ZM249 94V95H250ZM73 95V94H72ZM80 95H82V94H80ZM236 95L238 96V98H236ZM79 96V95H78ZM76 97V95H75V97H72L71 99H72V104H75V105H77V107H81V104H80V99H79V97ZM242 96H244V97H242ZM144 97V96H143ZM167 97V96H166ZM180 97V96H179ZM93 98V97H92ZM143 99H145V97L144 98H142V99H140V100H138V101H136L132 106H133V109H134V111H129V113H128V115H131V116H133V117H137V121H136V124H138V125H141V122L142 121H148V120H152V118H153V120L155 119V115H152V114H154V112H151V108L153 107V97L151 96V98H149V100L148 99H146V100H143ZM205 99V98H204ZM70 99H68L67 100V103H68V101H69ZM90 100V99H89ZM92 100V99H91ZM107 100V99H106ZM106 100H105V103H109V104H107V105H110L111 107H115V105H116V103H117V101L116 100H109V101H107L106 102ZM257 100V99H256ZM260 100V99H259ZM62 101H63V98H62ZM93 101V100H92ZM258 101V100H257ZM261 101V100H260ZM219 102V101H218ZM219 102V103H220ZM249 103V105H247ZM258 103H259V105H258V107L262 104L261 102H259L258 101ZM85 104V103H84ZM247 106H246V105ZM0 105V153H3V152H5V144H4V140L5 139H7L8 141H11V142H15L16 141V138L17 137H13V135H14V133L12 134L10 131L11 130H13V129H11V127H9L8 128V125H5V118H6V115H4L5 114V110L2 108V106ZM152 105V106H151ZM219 105V104H218ZM254 105V104H253ZM256 105V106H257ZM140 106H142L144 109H145V113H143V115H144V117H139L140 115H138V113L136 112L137 110H139L138 108L140 107ZM82 107H85V106H82ZM178 107V106H177ZM229 107H233V109L232 110H234L235 109V113L237 114L236 116H237V118L235 117V113H233V115H231L230 117H232L231 118V120L230 119H228V117L226 116V114L227 113H224L226 110H228V109H230ZM245 107V108H244ZM251 107V106H250ZM141 108V107H140ZM174 108V109H173ZM249 108V107H248ZM246 111H245V110ZM83 111H85V110H83ZM179 111V110H178ZM229 111V110H228ZM22 112H23V110H22ZM155 112H156V110H155ZM188 112V113H189ZM18 113H20V112H17V113H13L12 115L14 116V117H17V114ZM117 113H118V111H112L111 112V114L110 115H107V116H105V114L104 113H95V114H92L91 113V115H89L88 114V116H85V117H83L84 118V120H82V121H85V120H87L86 122H84V123H87V124H89V126H95L96 128H100L101 126H102V122H104V120H106V118H110V120L111 119H114V118H116L117 117ZM121 113V112H120ZM184 113V112H183ZM230 113H232V112H230ZM21 114V113H20ZM160 114V113H159ZM187 114V113H186ZM247 114V115H246ZM87 115V114H86ZM127 115V114H126ZM157 115V114H156ZM210 115V114H209ZM210 115V116H211ZM246 115V116H245ZM21 116V115H20ZM124 117V116H123ZM126 117V116H125ZM124 117V119H126ZM128 117V116H127ZM226 117V118H225ZM229 117V118H230ZM236 119H235V118ZM122 118V117H121ZM157 118V117H156ZM200 118V119H199ZM221 118H223V119H221ZM225 118V119H224ZM243 118V119H242ZM117 119V118H116ZM115 119V120H116ZM219 119H221V120H219ZM226 119H228V120H226ZM245 119V120H244ZM220 121V122H217V121ZM223 120V121H222ZM203 121H205V122H203ZM241 121V122H240ZM114 122L115 121H113V123H111V124H114ZM214 122V124L216 125H214L215 127H213V125H212V123ZM237 122V123H236ZM38 123V120H37V115H36V113L35 112H33V114H32V118L30 119V120H26V125H23L24 126V128H28L29 126H32V127H35L36 126V124ZM117 124H118V122H116ZM116 123L114 124V125H116ZM106 123H104L103 124V126L105 125ZM109 124V123H108ZM107 124V125H108ZM262 124V123H261ZM249 125H252V124H248V126ZM4 126H6V127H4ZM106 126V125H105ZM202 126V125H201ZM208 126H206V127H208ZM247 126V125H246ZM261 125H259V123H257L256 125H254V130L256 129L255 127H257L258 129H256L257 131H255L254 132V134L255 135H257L256 137H258L259 135L257 134L260 130V132H262V131H264V124H262V128L260 127ZM109 127V126H108ZM252 127V126H251ZM7 128L10 130V131H7ZM109 128H111V127H109ZM193 128H195V127H193ZM212 128H211V131L209 130V132L212 134V135H209L210 136V140L212 141L210 144H212V143H214V144H212V145H214L212 148H211V146H210V149H212V150H208L209 151V157H207V158H210V156H211V154H212V158H210V161L211 162H213V163H210L211 165V167L209 166V168H210V170H212L213 168H214V171H216V169L217 168H219L218 170H220L218 173H219V175L221 174V176L223 177H225V182H224V186H226L225 187V192L227 191V193H224V195H223V193L221 194V191H219V190H216V192L215 193H217V195L216 196H213V195H215V193H213V191H212V193H211V189L209 190L210 192H208V190H207V188H206V190H205V192L204 191H202V192H200V193H202V196H203V193L206 195L207 193H211V196H213L214 197V200H215V197L216 198H218V196L219 197H221L222 198V196L223 197H225V198H227V199H229V194H230V191H231V194H233V190L235 191L236 190V192L238 191V190H240V191H238V193L239 194H241L242 195V197H243V199H246L247 200V197L246 198H244V194H246V188H248V187H246L245 188V184H243V182H244V180L246 179V178H244L243 180H242V178L244 177L243 175V169L245 170V167H246V170L245 171H247V169H249L250 167H249V165H248V162H247V158L249 157V158H251V154H249V153H245V155H244V152H249L251 149H244V148H246V146L247 147H256L257 145H259L260 146V144L258 143V141H257V145L255 146V144H252L251 145V141H252V139H251V141H250V139H247L246 137H248V138H251L250 136L252 135V137L254 136V134H251V135H244V134H246V128H244V134L243 133H241V134H243L244 136H243V139L245 140V142H242V141H244V140H242V138H241V140H240V138H239V141L242 143L241 145H240V147L238 146V145H236V136H234V134H233V136H231L232 135V133L230 134V133H228L227 135H224L225 137L224 138H226V140L222 137L223 135H220V134H223V133H221V132H215L214 130L212 131ZM250 128V127H249ZM260 128V129H259ZM5 129V130H4ZM45 128H41V132L40 133H42V134H44L45 135V133H44V130ZM252 129V130H253ZM63 130V129H62ZM150 129L149 128H145V127H143L142 125L140 126V130L138 131V133H137V136H136V141H137V145H138V149H139V151L138 152H133V153H128V154H126L124 157H122L121 158V160L119 161V163H118V165H117V169L118 170H116L115 171V173H114V176H113V178H115V179H119L120 178V176H121V171H119V169H121L120 167H121V165L123 164V161L126 159V161H127V159H130L131 160V158H136L137 156L139 157V155H141L143 152H142V149L143 148H141V146L143 147V144H142V142H140V140H139V138H140V136L144 139V140H147L146 139V134L148 133V131H149ZM188 130V131H189ZM204 130V129H203ZM251 130V131H252ZM3 131V132H2ZM64 131H67L68 133H69V136H77V135H79L80 134V132H77L78 130H77V128H75V126H73V128H71V129H67V130H64ZM178 131H180V134L178 133ZM198 131V130H197ZM197 131H195V132H197ZM222 131V130H221ZM223 131V132H224ZM237 131V132H236ZM248 131V130H247ZM9 132V133H8ZM176 132H177V135H176ZM190 132V131H189ZM200 132H201V130H200ZM208 132V133H209ZM193 133V131L191 132V134ZM239 135H238V134ZM251 133V132H250ZM249 133V134H250ZM263 133V132H262ZM100 134V133H99ZM179 134V135H178ZM198 134H201V133H197V135ZM202 134H203V132H202ZM230 134V136L231 137H233V138H235V139H232V141H230V140H227V138H229V135ZM260 134V133H259ZM262 135V134H261ZM16 136V135H15ZM195 136H196V133H195ZM202 136H204V135H200V138L202 137ZM228 136V137H227ZM241 136V135H240ZM239 136V137H240ZM42 137V136H41ZM74 137V138H75ZM197 137V136H196ZM245 137V138H244ZM260 137V136H259ZM85 140H87L85 143H87V144H85L86 145V147H81V148H77V149H75L76 151H75V153L76 154H79L80 156L81 155H83L82 157H81V159H79L78 160V162L77 163H79V165H78V167H79V170H80V167H82V166H80L81 164L84 166V167H82V171H85L86 173H84V172H81L82 174L80 175L79 173V178H77V179H80L82 176L83 177H85V178H87L89 175H88V171H87V166H90L89 165V160H87V159H85V158H83L84 157V153L87 151V148H88V141H89V139L90 138H97V135H96V133H94V132H92V134H90V135H88V136H85ZM98 138H100V137H98ZM102 138V137H101ZM142 138H140V139H142ZM180 138H182V139H180ZM192 138H193V136H191L189 139H191L192 140ZM41 139V138H40ZM142 139V140H143ZM180 139V140H179ZM188 139V140H189ZM203 138H201V142H200V144L201 143H204L203 141H204V139L202 140ZM258 139V138H257ZM143 140V141H144ZM197 140H199V139H197ZM223 140H225V141H223ZM235 142H234V141ZM238 140V139H237ZM254 140V139H253ZM255 140H256V138H255ZM186 141V142H185ZM229 142V145H228V147H230L231 149H236V151H238L240 148V150L242 151H240L239 150V153L237 154V152H234L233 150H230V148L228 149V148H226V142ZM249 141H250V145H249ZM43 142V141H42ZM58 142H61V141H58ZM57 142V143H58ZM68 142V141H67ZM66 141H63L62 143H67ZM210 142V141H209ZM225 143V145H224V143ZM228 142H227V144H228ZM230 142H231V144H230ZM232 142H234L235 143V147L237 146V148H238V150H237V148H235V147H233L234 146V143L232 144ZM239 142V143H240ZM259 142H261V141H259ZM139 143H141V144H139ZM144 143V142H143ZM188 143H189V141H188ZM244 143V144H243ZM207 144H208V142H207ZM237 144H238V142H237ZM44 145V144H43ZM57 145H60V143L59 144H57ZM56 145V146H57ZM202 145H204V144H202ZM254 145V146H253ZM80 146V145H79ZM171 146V147H170ZM173 147V148H172ZM243 147V148H242ZM59 148V149H58ZM58 148H56L57 150H56V152H60L61 150V148L60 147H58ZM165 148V149H166ZM175 148V149H174ZM198 148V147H197ZM196 148V149H197ZM204 148V147H203ZM205 148H207V147H205ZM259 148V147H258ZM260 148H262L263 150H264V142L261 144V147ZM260 148H259V150H260ZM141 149V150H140ZM194 149V148H193ZM196 149H194V153L195 152H197L198 151V154L199 153H201L202 154V152L204 151V149H203V151H199V150H196ZM201 149H202V147H201ZM200 149V150H201ZM227 149V150H226ZM261 149V150H262ZM182 150H183V152H182ZM255 150H257V149H255ZM185 151V152H184ZM208 151H207V149L205 150V152H207L208 153ZM231 151H233V155H231ZM251 151H253V150H251ZM26 152V151H25ZM24 151L23 152H17V153H13V154H10L9 156H11L10 157V161H9V157H8V155H7V159H5L7 162H10V163H7V164H5V165H7V166H9V167H11V169L13 168V170H14V173H13V171L11 172V173H13V175L15 176L16 175V177H14L15 178V180L14 181H16V183L18 184V185H23V186H25L27 183H28V180H27V177H26V174H25V168L28 166V164L30 163L31 164V166L32 167H34V168H36V167H38V164L37 163H35V161L32 163V162H30V161H27L26 160V158L28 157V156H26L27 154L25 153ZM170 152V153H169ZM180 152H181V155H178V154H180ZM188 152H189V150H188ZM229 152H231V153H229ZM141 153V154H140ZM183 153V154H182ZM191 152H189L188 153V155L190 154ZM218 153H219V155H218ZM235 153V154H234ZM241 153V154H240ZM243 153V154H242ZM187 154V153H186ZM196 154V153H195ZM197 154V155H198ZM2 155H4V154H2ZM167 155H166V157H167ZM178 155V156H177ZM192 155V154H191ZM190 155V156H191ZM206 156H207V154H205ZM236 155H238L240 158H244V157H246V159H243V160H246V163H247V165L245 164V165H240L241 167H239V166H237V167H239V168H237V167H233L234 165H230V164H232V163H229V162H231L232 160H230V159H232V157H235ZM1 156V155H0ZM54 156V155H53ZM136 156V157H135ZM177 156V157H176ZM181 156V157H180ZM186 156V155H185ZM204 156V155H203ZM243 156V157H242ZM252 156H253V154H252ZM55 157L56 158H59L60 156H56L55 155ZM141 157V156H140ZM168 157H167V159H168ZM187 157V156H186ZM198 157V156H197ZM202 157V156H201ZM200 157V158H201ZM214 157V158H213ZM237 157V156H236ZM238 157V158H239ZM1 158V157H0ZM82 158H83V161H82ZM185 158V157H184ZM191 158V157H190ZM196 158V157H195ZM225 158V159H224ZM239 158V159H240ZM248 158V159H249ZM253 158H254V156H253ZM138 159V158H137ZM213 161H212V160ZM229 161H228V160ZM234 159V158H233ZM255 159V158H254ZM4 160V159H3ZM82 162H81V161ZM224 160H226V162H227V165H228V163H229V165L230 166H232L233 167V169H232V167H230L229 165L226 167V168H224L223 166H221V165H223V164H225L224 166H226V163L224 162ZM241 160V159H240ZM55 161V163L53 164V166H52V164H50V167L51 168H47L48 166H49V164L46 162V161H44L45 163L44 164H48V165H45L44 166V164L42 165V168L41 169H44L43 171H49L50 169H54V168H56L55 166L57 165L56 164V162L58 161V160H54ZM89 161V162H88ZM168 161V160H167ZM209 161V160H208ZM262 160L260 159V162H261ZM1 162V161H0ZM43 162V161H42ZM125 162V161H124ZM131 162V161H130ZM169 163H170V161H168ZM250 163H251V161H249ZM76 163V164H77ZM120 163H121V165H120ZM10 164V165H9ZM42 164V163H41ZM144 162H143V164H141L140 165V167H139V169H140V171H142L143 169H145L146 168V166H147V164H146V166H144ZM244 164V163H243ZM43 166H44V168H43ZM179 165H177L176 167H178ZM214 166V167H213ZM236 166V165H235ZM249 168H248V167ZM8 167V170H10L11 171V169ZM77 167V168H78ZM99 165H95V168L98 170L99 169ZM180 168H181V166H179ZM178 167V168H179ZM213 167V168H212ZM223 169H222V168ZM244 167V168H243ZM89 168H91V170L93 169V163H92V165L89 167ZM183 168V167H182ZM181 168V169H182ZM216 168V169H215ZM237 168V169H236ZM48 169V170H47ZM198 169V168H197ZM234 169H236V170H234ZM242 169V170H241ZM262 169H264V168H262ZM261 169V170H262ZM165 170H166V168H165ZM177 170H178V172H177ZM177 170H175V174L176 173H178V175L179 176H181V175H183L184 173H185V171H184V173L183 174H181L182 172H179V169H177ZM183 170H184V168H183ZM199 170V169H198ZM205 170V169H204ZM209 170V169H208ZM232 170H234V171H232ZM258 170H260L259 168H258ZM258 170H256V171H258ZM260 170V171H261ZM214 171L212 172H210V171H206V172H210V173H205V176L204 175H201V176H204L203 178L205 179V181H208L209 182V179L210 180H213L214 179V176H219L218 174H214ZM238 171H239V174L240 173H242V174H240V175H238L237 173H238ZM259 171V172H260ZM189 172V171H188ZM226 173V175H222V173ZM259 172H256V173H259ZM1 173V172H0ZM142 173V172H141ZM192 173V172H191ZM254 172H252V174H253ZM43 174V173H42ZM60 174V173H59ZM134 174V173H133ZM203 174V173H202ZM207 174H208V177H207ZM209 174H213L212 176L211 175H209ZM236 174V175H235ZM44 175V174H43ZM135 175H137V174H135ZM139 176H140V174H138ZM137 175V176H138ZM169 175H171V173L169 172V170H167V171H164V174H163V180H164V182L165 183H167L168 184V182L167 181H169L170 179H169ZM177 175V174H176ZM178 175H177V177H178ZM185 175V174H184ZM184 175H183V177L182 178H185L184 177ZM190 175H192V174H189V176ZM255 174H253V176H252V178H254L255 176H254ZM64 176V175H63ZM63 176H61V177H63ZM78 176V175H77ZM132 176V175H131ZM187 176V175H186ZM210 176V177H209ZM236 176H237V178H236ZM241 176H243V177H241ZM58 177V176H57ZM118 177V178H117ZM121 177H123V176H121ZM180 177V178H181ZM188 177V176H187ZM205 177H207V178H205ZM212 177V178H211ZM223 177V178H224ZM240 177V178H239ZM249 177H251V176H249ZM16 178H17V180H16ZM41 178H43V177H41ZM46 177H44L43 179H45ZM59 178V182H56V184L58 185V186H56V187H58V192H63L64 193V191H65V185H64V182H66V183H68L67 182V180H69V178L67 179L66 177V179L65 180H62V181H60V177H58ZM137 178V177H136ZM192 182H193V175H192ZM202 178V177H201ZM29 179V178H28ZM47 179H48V181L49 182H47ZM51 178H46V182L47 183H50V181L52 180H50ZM114 179V180H115ZM130 179V178H129ZM196 179V178H195ZM206 179H208V180H206ZM113 180V179H112ZM125 180V179H124ZM191 182V179H190V177L189 178H186V181L187 182H189V181ZM197 180V179H196ZM36 181V180H35ZM38 181V180H37ZM41 181V180H40ZM42 181H44V180H42ZM53 181V180H52ZM51 181V183L53 184V182ZM116 181V180H115ZM118 181V180H117ZM198 181H199V178H198ZM234 181H237V182H234ZM12 182V181H11ZM11 182H9L8 181V179H7V177H6V174L5 173H3V174H0V200H4L5 202H8V201H6L5 199H4V193H5V190L6 189H8L9 191H13L12 193H13V195H16V197H18V199L17 200H19V203H18V205H20L19 207H20V209H21V211L22 212H29L30 211V208H29V204L31 203L30 201H29V199H28V192L26 193V188H25V190H24V188H23V191H21L22 190V188L20 187V186H16L17 187V190H15V186H12V185H10L9 183H11ZM27 182V183H26ZM29 182L31 183V181L29 180ZM136 182H137V180H134L133 179V182H132V186L130 187L131 189H133V190H135L134 189V187L137 189L138 187H137V184H136ZM189 182V183H190ZM195 182V181H194ZM248 183H249V181H247ZM37 183V182H36ZM203 183H204V181H203ZM235 183H237L236 184V186H234V184ZM244 183H246V182H244ZM247 183V184H248ZM261 183V182H260ZM11 184H13V183H11ZM33 184V183H32ZM38 184L41 186V185H43V184H46V183H41V182H39L38 181ZM142 184V183H141ZM191 184H193V183H191ZM190 184V185H191ZM226 184V185H225ZM239 184V185H238ZM242 184H243V186H242ZM39 185H37V186H39ZM62 185H64V188L62 187ZM197 185V184H196ZM67 186V185H66ZM127 186V185H126ZM241 187V188H243V190H242V192H241V188H239V187ZM12 187V188H11ZM18 187L20 188V190H18ZM42 187H45V185H43ZM42 187H41V189H42ZM238 187V188H237ZM257 187V186H256ZM168 188V187H167ZM192 189L194 188V187H191ZM191 188L189 189V186H187V188L185 187L184 188V190L186 191H193L194 192V190H191ZM121 189V188H120ZM45 189L43 188V190L42 191H44ZM51 190H52V188H51ZM56 190H57V188H56ZM56 190H54V191H56ZM249 191H247V193L248 192H250V193H248L249 195H247V196H249V201L251 202V203H254V205L255 204H257V206H258V202H260V198L261 197H259L260 195L258 194V191L256 192L255 190H256V188L254 189V187L252 186L251 188H249L248 189ZM27 191H28V188H27ZM182 192H183V190H181ZM252 191V192H251ZM259 191H260V188H259ZM245 192V193H244ZM48 194H49V192H47ZM158 193V192H157ZM171 193V192H170ZM199 193V194H200ZM238 193H237V196H239L240 197V195H238ZM243 193V194H242ZM44 194V193H43ZM68 194H70V193H66L65 192V196L66 197H71V196H69ZM213 194V195H212ZM225 194L226 195H228V197L227 196H225ZM28 195V196H27ZM123 195L125 196L126 194L123 192ZM160 194L158 193L157 194V196H159ZM166 195V196H165ZM165 195H164V193H163V195H162V197H161V200L164 202V205H165V208H166V210L168 211L169 210V208L171 209V210H174V208H177L178 209V207H180V203H175V201H171V199H174V200H176L175 199V196H176V192H175V194H173L172 195V193H171V195H170V198L171 199H165L164 197H168L169 196V194H166L165 193ZM208 195V194H207ZM206 195V196H207ZM222 195V196H221ZM35 196V195H34ZM49 196V195H48ZM161 196V195H160ZM209 196V195H208ZM197 197V196H196ZM242 197L241 198H238V199H242ZM47 198V197H46ZM49 198V197H48ZM158 199H160V197H157ZM224 198V199H225ZM203 199V198H202ZM224 199H222V201L220 202V203H222L223 202V204H221V205H223L222 207H223V209L222 210H224V206H225V210L227 211V210H229V211H227V212H231L230 210L234 207L233 205H237L238 206V204H239V207H240V204H241V208L240 209H238V207H236V205H235V208H233V211H235L234 209H238L239 211L237 212H231L230 214L232 215H230V214H226V219L227 220H224V218H223V220H224V222H223V224L225 223V221H228V223H229V219H230V217H232L234 220L232 221V219H231V221L233 222L232 224H231V226H233L234 224H235V222H236V220L237 219H239V220H237L238 222L240 221V217L242 218V213H244L242 210H244V208H246L245 207V204H247L246 206H248V200L246 201V200H244L242 203L241 202H239V203H232V201L230 200V202L232 203H230L229 202V205L231 206V208H230V206L228 207V208H230V209H226L227 207H226V203L227 202H225V200ZM15 200V199H14ZM36 200V199H35ZM38 200V199H37ZM102 201H104V199H101ZM118 200L119 199H116V202L114 203V206L115 207H117V205H119V203L120 202H122V200L120 201L119 200V202H118ZM138 199H134L133 200V202L134 201H137ZM170 200V201H169ZM221 200V199H220ZM70 201V200H69ZM115 201V200H114ZM1 202H3V201H1ZM17 202V201H16ZM33 202V201H32ZM48 202H50V201H48ZM131 203V206L133 207V210H134V215H136V216H140L139 214H140V212L141 211H139V205H140V203L138 204L137 202H134V203ZM244 202H246V203H244ZM250 202H249V204H250ZM8 203H10V205H13V202H12V200L11 201H9ZM103 203V204H102ZM101 204H102V207H104V209H111V208H109L112 204H110L109 202H107V200L105 201V202H102ZM113 203V202H112ZM5 204H7V203H5ZM216 204H219V203H216ZM144 205V204H143ZM214 205H215V203H214ZM253 205V204H252ZM114 206H112V207H114ZM166 206H168V207H166ZM193 206V205H192ZM233 206V207H232ZM61 207V206H60ZM174 207V208H173ZM195 207V206H194ZM221 207V206H220ZM221 207V208H222ZM251 207V206H250ZM252 207H254V206H252ZM144 208V207H143ZM145 208H147V212H149L150 210H149V207L145 204ZM243 208V209H242ZM180 209V208H179ZM205 209V208H204ZM86 210V211H85ZM84 210V216L86 217V216H92L93 214H92V210L90 209V208H86ZM199 210H201V209H199ZM246 210V209H245ZM252 210V209H251ZM253 210H255V209H253ZM106 211V210H105ZM208 211V210H207ZM242 211V212H241ZM50 212V211H49ZM106 212H108V211H106ZM106 212H104L106 215H107V213ZM194 212H195V210H194ZM203 212V211H202ZM239 212H240V214H239ZM249 212V211H248ZM247 212V213H248ZM254 212H256V210L254 211ZM53 213V212H52ZM110 214H111V211L109 212ZM108 213V214H109ZM142 213H144V212H142ZM150 213V212H149ZM178 212H176L175 214H173V216H171L172 217V219H173V217H174V219H173V222H175V217L177 218V219H179L180 220V218H178L177 216H178V214H177ZM192 213V212H191ZM199 213H200V211H199ZM246 213V212H245ZM246 213V215H248V216H246V219L250 222V223H257V222H255L256 221V219H257V217L256 216H254L253 218H251V216H250V214L251 213H249V214H247ZM104 214V215H105ZM113 214V213H112ZM166 214H167V212H166ZM195 214V213H194ZM194 214L192 215V216H194ZM2 215V214H1ZM230 215V217H228L227 218V216H229ZM255 215V214H254ZM6 216H8V215H6ZM55 216V215H54ZM83 216V217H84ZM109 216V215H108ZM107 216V217H108ZM250 216V217H249ZM253 216V215H252ZM93 217V216H92ZM106 216H105V218H107ZM142 217H144V216H142ZM167 217V216H166ZM180 217V216H179ZM182 217H184V216H182ZM4 218H5V215H4V217H1L0 218V255H1V259H7L8 258V256H9V253H8V250H7V247H6V245H5V241H4V236H3V230H2V224H3V221H4ZM38 218H39V216H38ZM51 218V217H50ZM53 219H55L54 217H52ZM222 218V217H221ZM41 219V218H40ZM141 219H143V218H141ZM147 219V218H146ZM153 219V218H152ZM181 219H183V218H181ZM190 219H192L191 217H190ZM193 219H194V217H193ZM197 218H195V220H196ZM243 219H244V217H243ZM246 219H244V220H246ZM42 220V219H41ZM178 220V221H179ZM221 220L222 219H220V223H221V225H222V222H221ZM242 220V219H241ZM243 220V221H244ZM178 221H176V223L178 224ZM181 221V220H180ZM179 221V222H180ZM184 221V220H183ZM182 221V222H183ZM193 221V220H192ZM230 221V222H231ZM46 222V221H45ZM144 222V224L146 223H148L147 222V220H145V218L142 220V223ZM194 222V221H193ZM218 222V223H219ZM238 222H236V223H238ZM247 222V221H246ZM166 223V222H165ZM227 223V222H226ZM225 223V224H226ZM74 224V222L72 221L71 222V225H64L63 226V228H62V231H63V229L64 228H68V227H71V228H75V225H73ZM175 224V223H174ZM176 224V225H177ZM180 224V223H179ZM183 224H184V222H183ZM182 224V225H183ZM192 224V223H191ZM190 224V225H191ZM196 224V223H195ZM247 224V223H246ZM73 225V226H72ZM95 225V226H94ZM94 225H92V227L94 226L95 228H96V224H94ZM152 225V224H151ZM160 225V224H159ZM159 225H157V227L156 228H158V229H156L155 227L154 228H152L151 230H148V228H145V230H144V232H142V235L143 236H141V238H143L144 239V236L145 237H147L146 238V240L144 239V242H146L147 240V243L148 242H150V237L151 238H153V235H154V237L156 236V235H158V233H157V231H159ZM162 225V224H161ZM164 225V224H163ZM194 224H192V226H193ZM230 224H228V226H229ZM235 225H237V224H235ZM98 226V225H97ZM125 226V225H124ZM168 226V224H166V227ZM174 226V225H173ZM172 226V224H171V228L173 227ZM180 226V225H179ZM186 226H188V225H186ZM185 226V229L184 230H186V227ZM225 227H227V224L226 225H224ZM241 226V225H240ZM246 226V225H245ZM251 226V225H250ZM92 227H91V229H92ZM93 227V228H94ZM174 227H176V226H174ZM190 227V226H189ZM225 227H223V225L221 226V229L222 228H225ZM236 226H234V228H235ZM257 227V226H256ZM255 226H253V229H252V231L255 233V235H259V232H258V230H257V228H256ZM162 228V227H161ZM164 228V227H163ZM162 228V229H163ZM179 228V230H180V227H178ZM178 228L176 227L175 229L178 231ZM184 228V227H183ZM183 228H182V231H183ZM214 228H216L214 231H213V229ZM228 228V230L226 229V235H227V238H226V236H224L223 237V239H229L230 238V232H232V230L233 229H231L230 228V226L229 227H227ZM244 228V227H243ZM248 228V227H247ZM98 229V228H97ZM96 229V230H97ZM99 229H100V227H99ZM99 229L97 230V231H95V233H98V231H99ZM155 229V230H154ZM204 229V228H203ZM202 229V230H203ZM224 229V230H225ZM235 229H237V227L235 228ZM250 229V228H249ZM161 230V229H160ZM188 230H190V228H188ZM187 230V231H188ZM198 230H199V228H198ZM208 230V229H207ZM206 230V231H207ZM210 230H211V228H210ZM209 230V231H210ZM218 229H217V226H213L212 227V231L213 232H215V231H217ZM223 230V229H222ZM223 230V231H224ZM181 231V232H182ZM250 231V230H249ZM151 232H152V234H151ZM153 232L155 233V234H153ZM180 232V233H181ZM192 232V231H191ZM197 232V231H196ZM199 232V231H198ZM235 231H233V233H234ZM252 232V233H253ZM258 232V233H257ZM157 233V234H156ZM160 233V232H159ZM177 233V232H176ZM183 233V232H182ZM185 233V232H184ZM211 233V232H210ZM228 233H229V235H228ZM145 234V235H144ZM151 234V235H150ZM189 234V233H188ZM196 234V233H195ZM237 234V233H236ZM239 234V233H238ZM93 235V232H91V237H90V239L94 242L95 241V237L94 236H92ZM118 235V239L119 240H121L122 242L121 243H126V244H128L130 247L129 248H132L131 246L133 245V239L132 238H129V239H127V240H122L121 239V237H119V235L121 236V234H117ZM117 235H116V239H117ZM184 235V234H183ZM190 235V234H189ZM202 235V234H201ZM208 235H210V234H208ZM207 235V236H208ZM233 235V234H232ZM261 235V234H260ZM179 236H182L181 234H179ZM185 236V235H184ZM198 236V235H197ZM229 236V237H228ZM242 236V235H241ZM39 236L36 234V231H35V229L34 230H32V231H29L28 233H27V235L24 237L25 238V240L27 241V245L28 246H30V247H33V248H36L37 249V252L41 255V256H45L47 259H49V260H53L52 259V253H45V251H44V248H43V243H42V241L41 240H39V238H38ZM114 237V236H113ZM191 237V236H190ZM244 237V236H243ZM112 238V237H111ZM157 238V237H156ZM181 238V237H180ZM186 238V237H185ZM193 238V237H192ZM202 238H203V236H202ZM222 238V237H221ZM248 238V237H247ZM118 239H117V241H118ZM189 239V238H188ZM220 239V238H219ZM218 239V240H219ZM222 239V240H223ZM246 239V238H245ZM244 239V240H245ZM113 240H114V238H113ZM181 240H183V239H181ZM210 240H211V238H210ZM215 240V239H214ZM240 240V239H239ZM242 240V239H241ZM209 241V240H208ZM221 241V240H220ZM230 241V240H229ZM233 241V240H232ZM102 242V241H101ZM135 242V241H134ZM175 242H177V241H175ZM235 242V241H234ZM161 243V242H160ZM183 243V242H182ZM198 243V242H197ZM221 243V242H220ZM230 243V242H229ZM237 243V242H236ZM235 243V244H236ZM240 243V242H239ZM244 243V242H243ZM103 244V243H102ZM107 244V243H106ZM173 244V243H172ZM224 244H226L225 242H224ZM232 244V243H231ZM234 244V247L235 246H237V244L235 245ZM242 244V243H241ZM128 245H127V250H129V252L131 251V249H128ZM137 245V244H136ZM158 245V244H157ZM160 245H162V246H160ZM159 245V247H162V248H166L167 246H166V243H161ZM233 245V244H232ZM249 245V244H248ZM103 246V245H102ZM149 244H145V246H144V248L146 249L145 251H147L146 252V256L149 254L150 256V258H152V256L154 255V254H156V252L157 251H155V253H148V252H151L150 250L151 249H149V248H151L152 247V245L151 246H149ZM153 246H154V244H153ZM156 246V245H155ZM181 246V245H180ZM202 246V245H201ZM211 246V245H210ZM220 246V245H219ZM245 246H247V245H245ZM75 247V246H74ZM77 247V246H76ZM170 247H171V245H170ZM170 247H167L168 249H171ZM175 247H176V245H175ZM248 247V246H247ZM155 248V247H154ZM177 248H179V247H177ZM181 248V247H180ZM199 248V247H198ZM203 248V247H202ZM219 248V247H218ZM250 248V247H249ZM90 249V248H89ZM134 249H136V248H134ZM160 249V248H159ZM173 249H176V248H173ZM173 249H171V250H173ZM65 250V249H64ZM152 250H153V248H152ZM155 250H156V248H155ZM165 250H167V249H165ZM183 250V249H182ZM181 250V251H182ZM204 250V249H203ZM210 250H212L213 251V248H210ZM238 250V249H237ZM259 250V249H258ZM63 251V250H62ZM66 251V250H65ZM122 251V250H121ZM125 251V250H124ZM138 251V250H137ZM169 251V250H168ZM179 251V250H178ZM181 251H180V253H181ZM123 252V251H122ZM122 252H120V253H122ZM161 252H162V249H161ZM160 252V253H161ZM171 252V251H170ZM184 252V251H183ZM196 252H198V251H196ZM202 252V251H201ZM208 252H211V251H208ZM238 252V251H237ZM69 253V252H68ZM68 253H64L65 255H69ZM124 253V252H123ZM130 253H132V251L130 252ZM162 253H164L165 254V252H162ZM161 253V255L160 256H162L163 254ZM188 253V252H187ZM212 253V252H211ZM231 253H234V252H231ZM247 253V252H246ZM109 254H111V253H109ZM112 254H113V252H112ZM111 254V256H113ZM115 254V253H114ZM133 254V253H132ZM135 254V253H134ZM137 254V253H136ZM158 254V253H157ZM169 254V253H168ZM167 254V255H168ZM172 254H174V253H172ZM212 254H214L213 255V260H222V254L220 253V252H217V251H213V253ZM221 254V255H220ZM230 254V253H229ZM119 256H120V254H118ZM125 255V254H124ZM126 255H127V253H126ZM144 255V256H145ZM158 255V256H159ZM176 255V254H175ZM179 255V254H178ZM184 255V254H183ZM201 255V254H200ZM200 255L198 256V258L200 257ZM208 255V254H207ZM228 255V254H227ZM238 255V254H237ZM242 255V254H241ZM241 255H238V257L236 256V254H235V258H238L237 260H242L243 261V259H244V257H242ZM251 255V254H250ZM256 255H257V252H256ZM106 256V255H105ZM116 256H117V254H116ZM122 256V255H121ZM128 256H130V254L128 255ZM145 256V257H146ZM155 256V255H154ZM153 256V257H154ZM172 256V255H171ZM185 257L187 256V255H184ZM184 256H182L181 258L183 259L184 258ZM206 256V255H205ZM205 256H201V257H203V258H205ZM212 256V255H211ZM54 257V256H53ZM66 256H64V258H65ZM69 257V256H68ZM67 257V258H68ZM115 257V256H114ZM122 257H124V256H122ZM127 257V256H126ZM148 257V258H149ZM157 257V256H156ZM162 257H164V256H162ZM232 257V256H231ZM234 257V256H233ZM242 257V258H241ZM258 257V256H257ZM24 258H27V257H23V256H19L18 257V259H24ZM70 258V257H69ZM84 258V257H83ZM104 258V257H103ZM117 258H120V257H117ZM161 258V257H160ZM159 258V259H160ZM169 258V257H168ZM180 257H179V259H181ZM56 259V258H55ZM54 259V260H55ZM120 259H124V258H120ZM153 260L155 259V258H152ZM163 259H166V258H163ZM176 259V258H175ZM186 259V258H185ZM188 259H190V257L188 258ZM225 259V258H224ZM250 259V258H249ZM258 259V258H257ZM77 260V259H76ZM108 260V259H107ZM110 260V259H109ZM111 260H112V258H111ZM198 260H200V258L198 259ZM256 260V259H255ZM258 260H260V259H258ZM246 261V260H245ZM254 261V260H253ZM257 261V260H256ZM252 262V261H251Z\"/></svg>", "mask_w": 264, "mask_h": 264}]
</instances>
